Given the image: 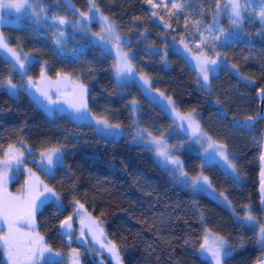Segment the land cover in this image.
<instances>
[{"label":"trees","instance_id":"1","mask_svg":"<svg viewBox=\"0 0 264 264\" xmlns=\"http://www.w3.org/2000/svg\"><path fill=\"white\" fill-rule=\"evenodd\" d=\"M30 1L38 2L51 18L89 22L92 33L101 30L99 15L108 17L131 53L134 73L145 75L151 88L171 97L178 110L195 112L203 132L225 146L235 165L234 174L217 164L203 165L189 137L147 97L140 84L116 81V58L91 42L88 32L72 31L57 46L58 32L48 22L22 19L19 24H5L2 33L10 45L30 54L34 62L21 72L0 54V157L10 144H25L34 154L58 147L63 158L43 177L62 207L58 210L49 202L36 211L38 231L46 244L66 254L70 245L60 236L59 224L73 217L82 204L116 246L121 264H209L199 248L205 233L228 241L232 251L223 264L258 261L264 254L259 229L249 227L243 218L246 206H251L263 223L259 183L264 122H250L249 128L243 123L246 117L258 115L256 93L264 88V26L260 21L246 14L242 25L234 29L226 14L220 16L232 39L218 47L224 64L204 88L174 45L194 33L196 21L210 25L222 0H154L160 5L157 8L146 0H96L100 12L89 13L90 21L80 15L88 12V0ZM172 2L181 9H172ZM42 70L50 76L69 74L83 84L93 117L119 124L123 133L110 138L100 134L91 121L79 122L60 111L49 116L25 90H7L9 78L18 86L29 77L37 78ZM133 101L139 106L136 113ZM134 127L154 136L163 134L172 154L182 159L184 171L192 177L207 176L212 189L227 198L226 203L178 185L146 145L133 141ZM19 187L20 181L11 184L12 190ZM0 264H6L2 248ZM79 264L113 262L103 254L84 252Z\"/></svg>","mask_w":264,"mask_h":264},{"label":"snow or ice","instance_id":"2","mask_svg":"<svg viewBox=\"0 0 264 264\" xmlns=\"http://www.w3.org/2000/svg\"><path fill=\"white\" fill-rule=\"evenodd\" d=\"M153 8H157L160 5L154 3V0H146ZM89 8L88 12H81L80 15L84 17L85 20L90 21L93 17L89 16V13H99L100 8L96 4V0H88ZM246 3H250V0H246ZM228 5L231 7L232 19L231 23L234 26H237L240 20L243 19L242 13L248 11L249 9L240 3V0H228ZM226 5V6H228ZM31 7L29 0H0V11L4 9L14 10L16 13H20L22 10ZM167 7V4H165ZM181 5L179 3L172 2L171 8L180 10ZM217 10H219L220 5L217 3ZM40 11H44L43 8ZM260 21L264 23V0H259V10L256 12ZM153 15H156L153 12ZM2 18V17H0ZM215 19V17H213ZM59 24H66L68 21L63 16L54 17ZM98 21L101 25V33H97L98 39L104 44H112L116 49V58L117 64L114 65L117 72V78L121 76H129L133 74V67L131 65L129 56L127 53L122 51L121 47V37L116 30L115 24L109 20L108 17L100 14ZM81 23V21H77ZM201 22L196 21L194 26L197 27ZM185 24L187 25V17L185 18ZM170 27V25H166ZM220 33H223V29H219ZM63 35V33H61ZM220 37L214 36L213 39H219ZM59 43V40H57ZM201 43H206L202 38ZM212 48L215 49V44L212 45ZM0 49H3L11 54V56L23 67L24 60L27 57H21V55L16 52L14 49L10 48L6 38L3 33L0 32ZM106 51L110 49L105 48ZM220 53H217L219 56ZM198 64L200 65V70L203 75L205 82L208 81V69L207 64H217V60L207 59L204 57L198 58ZM235 67V65H233ZM56 81H46L48 86L55 84L59 90V86L68 81V77L63 76L61 73H56ZM41 78L44 79V73L42 71ZM143 79V77H142ZM8 87L15 89L16 85L12 83L11 79H8ZM145 84H149L147 79H144ZM30 87H36L37 91L41 93L45 98H47L51 103L53 101L48 94V91L45 88H42L38 85L33 84L32 81H29ZM203 86V85H202ZM259 94L264 97V88H261ZM163 95V93H161ZM168 100L169 105H172V112L175 113L176 118L181 121H187L188 127L191 129L192 136L196 137V142L203 143L205 138L207 139L209 148L217 152L220 157L227 161L229 165L233 168L235 172V165L231 164V161L228 158V153L225 150V146L222 144H216L212 141L211 137H206V134L201 129L199 123L196 122L195 117L192 114L181 115L179 111L173 104L171 97H164ZM66 103L69 107L74 109L78 113H87L89 110L87 103V89L83 84H73V92L71 97L66 98ZM135 105V101L132 102ZM135 111V108H133ZM258 116H248L245 119L243 127H251L250 122H255L259 119ZM95 123L98 126L97 131L103 135H113L112 129L119 128V124H112L108 121L107 118H98L93 117ZM240 126V125H238ZM147 134V139L145 136ZM136 136L141 141H146L147 145L150 146L149 150L154 151L155 155L159 157L165 164L175 165L174 172L178 173V179H182V183L190 185L193 191H207L212 188L211 181L207 176L203 174L199 176L192 177L190 180L187 179L188 174L184 171L182 162L172 154L169 150V145L163 134L159 136H154L147 129H137ZM4 159L0 160V220H2L7 225V231L0 234V248L3 249L4 254L7 257V264H37L38 259H43L45 253H49L47 258V264H62L60 260L55 259L54 257L60 256V253H52V249L47 247L44 241V238L34 231H25L19 227L21 221H26L30 229H34V216L37 209L46 204V203H55L57 209L59 210L62 205L60 204V198L58 194L47 185H42L39 181H26L27 191L23 196H11L6 191L7 182L9 179L8 172L12 169L13 164L17 167L22 164L24 151L22 148H17L14 145H9L6 151H3ZM41 156L45 158L49 165L53 163V157H56L57 163H62L63 158L61 155L60 148H51L46 152H42ZM262 162L261 169V204L264 205V154L260 157ZM31 175V171L29 170ZM234 179H238L234 177ZM221 197H224L223 193H220ZM224 199H227L224 197ZM39 201V204L37 203ZM79 202L77 201V204ZM83 205H79V209H83ZM247 212L244 216V220L248 223L249 227H258L259 229V241L261 247H264V223H261L256 216L253 215V210L251 206H246ZM79 209L77 211H79ZM264 211V209H262ZM72 216H68L66 219L61 221V228L67 229L68 232L72 230ZM84 217L81 218V224H85ZM87 227L89 232L92 233L93 239H97V242L101 244V247H107V250L112 254V257L116 260V264H120V256L117 251V248L114 244L109 243L107 246L98 239V236L103 235V229L98 223H95L91 218H87ZM84 235L83 228H81V236ZM201 255H207L209 257V264H223L224 258L228 257L231 254L232 249L229 247L228 241L223 237H213L211 242H209V235L205 233L203 242L199 246ZM74 255L72 256V264H79L78 254L76 250L73 249ZM257 264H264V259L258 260Z\"/></svg>","mask_w":264,"mask_h":264},{"label":"rangeland","instance_id":"3","mask_svg":"<svg viewBox=\"0 0 264 264\" xmlns=\"http://www.w3.org/2000/svg\"><path fill=\"white\" fill-rule=\"evenodd\" d=\"M161 1H168V0H161ZM240 3L242 5H245V7H247L249 10L244 11L242 13L243 19L240 20V22L237 26H234L231 23V19L233 17L231 14V7H230V5H228V0H222V2L219 3L220 8H219V10H217V12H218L217 16L215 19L212 20V23L210 25L201 26V24H199L198 30H197V27L194 26V29H195L194 33H192L190 36H188V38L181 37V39L178 42H176L174 45V47H175L174 49L176 51H178L184 57V59L186 60L188 65L196 72L199 85H201V86L203 85L202 87H204V88H206L208 86L210 76L215 75L218 72V70L220 69V67L224 64L223 57H221L220 55L217 56L218 47L229 42L232 39V34L229 31H227L225 29V27L223 25H221V23L219 22L220 16H222L223 14H226L234 29H237L238 27H240L242 25V23L244 21V17L246 14L250 15V16H254V18H256L257 20L260 21L258 15L256 14V12L259 10V0H250V3H246V0H240ZM29 4L31 5V7L22 10L20 13H16L14 10H8V9H4V10L0 11V17H2V18H0V32H2V26H4L5 24H19L22 19H25L28 22H38V21L39 22L40 21L41 22H48L49 24H51V26H54L56 28V31L58 32V35L55 36V44L57 46H60L61 43H65L67 36H68V33H71L72 31L73 32H79L83 35H87V32H88L89 39L91 42H93L94 44H98L102 48L104 53L111 54L116 58L115 47L112 44H104L102 46V42L99 41L98 36L96 35L97 33H94V32L92 33L91 25L89 22H82V20H80L78 18L77 20H69L66 24L61 25L55 19L51 18L45 10L40 11V9L43 7L40 6L38 4V2H36V1L33 2V1L29 0ZM226 5H228V6H226ZM91 14L98 15L99 13L93 12ZM77 21H81V23H77ZM260 23L264 26V23H262L261 21H260ZM115 27H116V25H115ZM221 28L223 29L222 34L219 31V29H221ZM116 30L121 37V33L117 27H116ZM61 33H63V35H61ZM98 33H101V30ZM214 36H218L220 38L219 39H213ZM4 37L6 38L5 35H4ZM202 38L206 41V43H201ZM6 40L8 42L7 38H6ZM57 40H59V43H57ZM213 44H215V49L212 48ZM8 45L10 48H12L16 52H18L22 58L25 56L27 57V59L24 60L23 67H21V65L19 63H17V61L7 51L0 49V54L4 58L9 60L21 72L27 71L30 63L34 62V57H32L30 54H27L18 48L12 47L9 42H8ZM121 47H122V51L127 53L129 56V59H130L131 53L124 48V40L122 38H121ZM105 48L110 49V51H106ZM76 50H78V49L76 48ZM201 57H204L207 59L217 60V64H215V65H213V64H207L206 65V67L208 69V81L207 82L204 81L203 75H202L201 70H200V65L198 64V58H201ZM116 64H117V58H116ZM42 71H41V73H42ZM41 73L37 78H31V77L27 78L23 84H20L18 86L16 85L15 89L9 88L8 83L6 84V88H7V90H9L11 92H15L18 89L25 90L26 92L29 93L31 98L49 116H53L56 111L64 112V113H67L68 115H70L71 117L75 118L79 122L80 121L81 122L91 121L95 125V128L97 130L98 126L95 123V119H93V115L89 111L83 117L77 118L74 115V111L72 109H69L68 107H66L62 103L61 94L69 93L73 84H81V83L75 81V79L71 75L61 73L63 76L68 77V81L64 84H61L59 86V90H58V88L55 84H52L51 86H48L46 84V81H56L57 76L56 75L50 76L43 71L44 79H42ZM114 77H115L116 81L119 83H126V82H130V81H135L138 84H140L142 91L147 95V97L150 98L156 104H158L160 107H162L165 110V112L167 113V115L171 119H173V121L177 124L178 128L184 134H186L189 137L191 142L194 144L197 153L201 156L203 165L217 164L220 167H222L223 169H225L228 173L234 174L233 169L231 168L229 163L227 161L223 160L217 152H215V151H213V149L209 148L206 138H205V141L203 143L196 142V137L192 136L191 129L188 127V122L187 121H181V120L176 118L175 113L172 112V105H169L168 100L164 98L165 96L161 95V93L154 91L151 88L150 84L144 83V79L148 80V78L145 75H141V74L137 75L133 71L132 75L121 76L118 79L116 68H115L114 69ZM142 77H143V79H142ZM29 81H32L33 84H35V85H38L42 88H45V90L48 91V94L51 97V99L53 101H57V102L51 103L47 98H45L43 95H41L40 92L37 91L36 87H30ZM87 103H88V95H87ZM173 104H174V102H173ZM131 105H133V103H131ZM133 108H135L134 113H136V111L138 112L139 106L137 103H135V105H133ZM178 111L181 115L192 114L195 117L196 122L199 123L197 120V114L195 112H182L180 110H178ZM137 129H139V128L134 127L133 141L140 143V144H144L150 149V146L147 145L146 141H141L136 136ZM112 132H113V135H104V136L110 137V138H117L123 133V129L121 127L114 128V129H112ZM145 136L147 139L146 133H145ZM206 137H209V136L206 134ZM14 146H16L17 148L23 149V151H24L23 161L24 162L22 164H20L18 167L15 164H13L12 169L8 172L9 179H8L7 186H6V191L11 196H23V195H25V193L27 191V185L25 183L26 181L42 182L41 187H42V185H46L44 182V179H43L44 175L51 174L52 171L54 170V168L59 163L56 162V157H53V163L51 165H49L47 160L41 156L42 152L34 154L28 148V146H26L25 144H16ZM169 150H170V148H169ZM225 150L228 153V158H229L230 153L226 148H225ZM46 151H43V152H46ZM150 152L153 155V157L159 162V164L163 168L168 170L171 178L174 181H176L178 183V185L185 186V187L188 186L186 188H189L190 190H192L190 185H186V184L182 183V179H184V178H179V179L177 178L179 174L174 172V169L176 167L175 165L165 164L159 157H157L155 155L154 151L150 150ZM3 159H4V156L0 157V160H3ZM180 161L182 162V159ZM182 165H183V162H182ZM29 170L31 171V175L29 173ZM191 178H192V176H189V175L187 176V179L190 180ZM15 181H20V187L17 190H12L11 184ZM198 192H205L209 196L214 197V199H216V200L219 199L220 202L226 203V199H224V197H221L220 195H218L212 188L208 189L207 191H198ZM37 203L39 204V201H37ZM78 209H79V206H77L76 212L73 215L75 233L71 237L66 238V242L68 243V245H70V247H69L68 251L66 252V254H61L60 252H58V253H60V256L54 257V258L57 260H60V261H66L68 263H71L72 262V256L74 255L73 249H75L76 253L78 254V260L81 258L82 254H84V252H86L90 255L93 252H96L98 255L103 254L104 256L110 258L112 260L113 264H116V260L112 257V254L107 250V247H101V244L99 242H97V239H93L92 233L89 232V230H88L87 218L90 217L91 220L94 221L95 223L99 224V222L96 219H94L84 208L79 209V211H77ZM82 217L86 218L84 225L81 224V218ZM34 218H35V216H34ZM100 227H101V225H100ZM81 228H83V231H84V235L82 237H84V239L86 241V245L76 246V238L81 236ZM21 229H23L25 231H32L30 229H25V228H21ZM5 231H7V225L2 220H0V234H3V232H5ZM34 232L38 233L36 230ZM208 235H209V242H211L213 237L217 236V235H213V234H208ZM98 239L100 241H103V243L106 246L109 243H111L107 239L104 231H103L102 236H98ZM46 246L49 247L47 244H46ZM2 251H3V249H2ZM52 253H57V252L52 249ZM49 255H50L49 253H45L44 258L38 259L37 264H47V258L49 257ZM203 257L209 259V257L207 255H203ZM3 258L5 260V263L7 264V257L4 254V252H3Z\"/></svg>","mask_w":264,"mask_h":264},{"label":"water","instance_id":"4","mask_svg":"<svg viewBox=\"0 0 264 264\" xmlns=\"http://www.w3.org/2000/svg\"><path fill=\"white\" fill-rule=\"evenodd\" d=\"M259 91H257L256 93V98H257V101L259 103V119L258 120H262L264 122V97H262L260 94H259ZM72 94H68V93H63L61 94V100H62V103L68 107L69 109H72L69 107L68 103L65 102L66 98L68 97H71ZM74 111V115L77 117V118H80V117H83L86 113H78L76 112L74 109H72ZM257 115V116H258ZM244 124V123H243ZM264 154V134H263V138H262V143H261V155ZM259 193H260V196H261V181L259 183ZM73 218V217H72ZM66 219V218H65ZM64 220V219H63ZM62 220V221H63ZM263 223H264V217H263ZM22 226H27V222L26 221H21L20 223ZM61 222L59 224V233H60V236L63 238V239H66L68 237H71L72 235H74L75 233V227H74V222H73V219H72V230L71 232H68L67 229H64V228H61ZM76 243L78 245H86V241L84 239V237L80 236L76 239ZM260 259H264V254L263 256L260 258ZM259 259V260H260ZM258 261H256L254 264H257Z\"/></svg>","mask_w":264,"mask_h":264},{"label":"flooded vegetation","instance_id":"5","mask_svg":"<svg viewBox=\"0 0 264 264\" xmlns=\"http://www.w3.org/2000/svg\"><path fill=\"white\" fill-rule=\"evenodd\" d=\"M72 92H73V86H72V88H71V90H70V92L68 93V94H72ZM21 223V222H20ZM34 224H35V227H34V229H30L29 227H28V225L27 226H22L21 224H19V227L20 228H25V229H30V230H32V231H37L38 232V234L40 235V236H42L40 233H39V231H38V223H37V217H36V212H35V218H34ZM43 237V236H42ZM44 238V237H43ZM77 239V238H76ZM44 241H45V238H44ZM46 243V242H45Z\"/></svg>","mask_w":264,"mask_h":264}]
</instances>
